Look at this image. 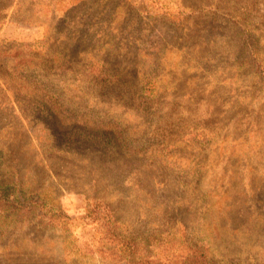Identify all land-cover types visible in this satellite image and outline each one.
I'll return each instance as SVG.
<instances>
[{
	"label": "rangeland",
	"instance_id": "rangeland-1",
	"mask_svg": "<svg viewBox=\"0 0 264 264\" xmlns=\"http://www.w3.org/2000/svg\"><path fill=\"white\" fill-rule=\"evenodd\" d=\"M5 189L0 264H264V0H0Z\"/></svg>",
	"mask_w": 264,
	"mask_h": 264
},
{
	"label": "trees",
	"instance_id": "trees-1",
	"mask_svg": "<svg viewBox=\"0 0 264 264\" xmlns=\"http://www.w3.org/2000/svg\"><path fill=\"white\" fill-rule=\"evenodd\" d=\"M12 189V188H11ZM14 192V193H13ZM13 193V194H11ZM40 201L42 198L37 197ZM0 218L3 219L2 223L7 224L6 220L12 217V215L20 216L24 218L37 212V206L39 203L33 200L30 194H26L24 191H12L5 189L0 193ZM212 255L208 250H193L191 254L184 260L183 264H214L211 259ZM138 262H129V264H144L145 261L137 260ZM141 261V262H140Z\"/></svg>",
	"mask_w": 264,
	"mask_h": 264
}]
</instances>
